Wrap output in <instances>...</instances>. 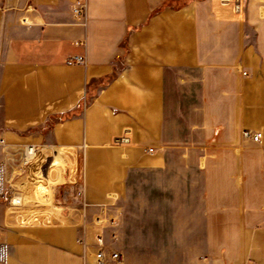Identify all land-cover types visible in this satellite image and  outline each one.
Masks as SVG:
<instances>
[{
    "label": "crops",
    "instance_id": "1",
    "mask_svg": "<svg viewBox=\"0 0 264 264\" xmlns=\"http://www.w3.org/2000/svg\"><path fill=\"white\" fill-rule=\"evenodd\" d=\"M74 1L0 0V135L55 148L0 200L9 264L92 263L97 215L108 264H264V0Z\"/></svg>",
    "mask_w": 264,
    "mask_h": 264
},
{
    "label": "built area",
    "instance_id": "2",
    "mask_svg": "<svg viewBox=\"0 0 264 264\" xmlns=\"http://www.w3.org/2000/svg\"><path fill=\"white\" fill-rule=\"evenodd\" d=\"M235 7L240 9L239 0L236 1ZM72 12L77 17L85 16V0H75L72 3ZM69 64H83L85 58L83 55H74L68 58ZM243 136L253 142L259 143L262 138L260 131H252L244 129ZM118 142H128L127 136L118 138ZM0 147L4 156L0 159V200L5 201L12 207H20L24 203L25 190L13 184L14 176L25 175L30 179H41L42 181L48 176L49 169L53 165L54 147L39 146L36 144H23L20 146L8 145L4 137L0 135ZM150 151L153 148H149ZM73 202L83 214L84 220L82 224H86L87 207L89 202L84 195L82 187H79L74 196ZM96 226L95 247L93 261L90 264H108L109 262H121L124 260L123 254L112 247L107 241L105 228L112 226L113 232L117 230V222L114 218L97 215L93 219ZM10 244L7 241L0 240V264H9ZM249 264H257L250 262Z\"/></svg>",
    "mask_w": 264,
    "mask_h": 264
},
{
    "label": "rangeland",
    "instance_id": "3",
    "mask_svg": "<svg viewBox=\"0 0 264 264\" xmlns=\"http://www.w3.org/2000/svg\"><path fill=\"white\" fill-rule=\"evenodd\" d=\"M31 206L30 203L28 204V201L26 199V202H24V205H22L20 208H22V210L28 209V207Z\"/></svg>",
    "mask_w": 264,
    "mask_h": 264
},
{
    "label": "trees",
    "instance_id": "4",
    "mask_svg": "<svg viewBox=\"0 0 264 264\" xmlns=\"http://www.w3.org/2000/svg\"><path fill=\"white\" fill-rule=\"evenodd\" d=\"M72 115V112H69V113H66L63 117H68V116H71Z\"/></svg>",
    "mask_w": 264,
    "mask_h": 264
}]
</instances>
